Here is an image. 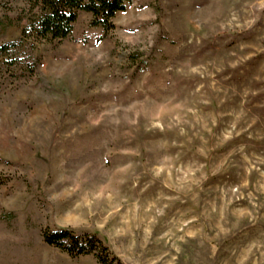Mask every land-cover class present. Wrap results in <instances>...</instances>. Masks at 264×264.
<instances>
[{
    "label": "rangeland",
    "instance_id": "1",
    "mask_svg": "<svg viewBox=\"0 0 264 264\" xmlns=\"http://www.w3.org/2000/svg\"><path fill=\"white\" fill-rule=\"evenodd\" d=\"M25 0H0V47ZM0 53V264H264V0H132Z\"/></svg>",
    "mask_w": 264,
    "mask_h": 264
},
{
    "label": "trees",
    "instance_id": "2",
    "mask_svg": "<svg viewBox=\"0 0 264 264\" xmlns=\"http://www.w3.org/2000/svg\"><path fill=\"white\" fill-rule=\"evenodd\" d=\"M132 0H25L23 9L25 25L21 40L4 44L0 53L8 55L25 40L63 41L70 37L74 24L81 13L91 15V26L104 32L113 29L112 20L123 12ZM43 240L47 245L59 248L71 256L93 254L100 264H120L110 257L106 247L89 235H74L69 231H45Z\"/></svg>",
    "mask_w": 264,
    "mask_h": 264
}]
</instances>
